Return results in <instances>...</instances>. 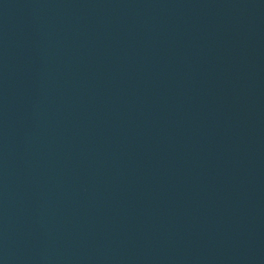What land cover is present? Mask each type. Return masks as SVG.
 Listing matches in <instances>:
<instances>
[{
    "label": "water",
    "instance_id": "obj_1",
    "mask_svg": "<svg viewBox=\"0 0 264 264\" xmlns=\"http://www.w3.org/2000/svg\"><path fill=\"white\" fill-rule=\"evenodd\" d=\"M0 264H264V0H0Z\"/></svg>",
    "mask_w": 264,
    "mask_h": 264
}]
</instances>
